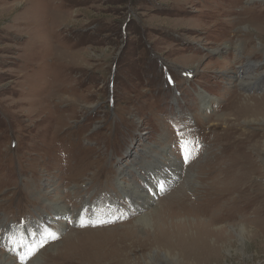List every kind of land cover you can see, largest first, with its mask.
I'll return each mask as SVG.
<instances>
[{
    "label": "rangeland",
    "instance_id": "374dc122",
    "mask_svg": "<svg viewBox=\"0 0 264 264\" xmlns=\"http://www.w3.org/2000/svg\"><path fill=\"white\" fill-rule=\"evenodd\" d=\"M263 57L264 0H0V255L144 264L189 227L200 264H264Z\"/></svg>",
    "mask_w": 264,
    "mask_h": 264
},
{
    "label": "bare ground",
    "instance_id": "6f19581e",
    "mask_svg": "<svg viewBox=\"0 0 264 264\" xmlns=\"http://www.w3.org/2000/svg\"><path fill=\"white\" fill-rule=\"evenodd\" d=\"M255 57H257V56L255 55ZM253 59H254V57H253ZM251 63H253V61H250V62L246 63L245 64V68H241L243 70L240 69L241 71H239L238 75H236V77H235L239 87L241 89H244L245 91H249V92H250V90L256 88L259 83L261 84L263 82V77H264V67H263L264 57H263V59L261 61L255 62V63H258V64L251 65ZM247 66L250 67V68L247 69L246 68ZM251 99H252V97L245 96V95L240 96V98H239V95L235 94V95H233V100L232 101L234 102V104H236V103L242 104V103H246V102L248 103V100H251ZM262 109H264V107H261L259 110H262ZM257 111L258 110H256L255 108H254V110H249L247 108V109H245V111L243 113H244V115L248 116V115H251V114L253 115ZM243 123L249 124L250 121L244 120ZM160 156L164 157L162 154ZM155 158H156V156H154V159ZM170 161H171V159H170ZM228 167L230 168L231 166H228ZM227 169H228L227 167H224V169H221V170L224 171V170H227ZM211 172L212 171L208 170V172H207L208 175L207 176H209ZM228 172H230V171H227V173ZM207 180L208 179L205 180L206 185L210 186V187L206 188V193L208 192L207 193V197H209L211 195L210 191L213 188V184H207ZM133 185H134V183L131 186H130V184H127V186L125 188L128 196H134V194L138 192L137 189H134ZM224 188H227L225 184H224ZM219 189H220V191H217V192H220L225 197V195L227 194V191L226 190H222L221 187H219ZM221 191H223V192H221ZM143 195H144L143 193L138 192V196L139 197H143ZM207 199L208 200H207V204L206 205L210 206V202H211L210 199H212V198H210V199L207 198ZM53 202H55L57 204L56 201H53ZM145 204H146V202H143V205H145ZM204 209H206V208H204ZM206 210H208V209H206ZM153 211H156V209H154ZM140 216H139L140 218L139 217L138 218L141 221V223L144 224V226H146L147 224H150L151 220H150V218H148L149 217L148 214L143 213V214H140ZM129 228H132V226H130ZM187 228H189V227H186V229H184L183 232H180V236H177L176 234H173V233H170V232L161 233V235L159 236V234L156 235L157 230H153L152 232L148 231L147 232L148 240L146 239L145 242H141L142 250L143 251L148 250V252L146 253V255L143 256V259H142L144 264H152L154 262V258L159 256L160 254H162V255L164 254L163 256H165V255L166 256H168V255L172 256V255H174L175 252H177L179 254L178 264H200L202 261H205L207 259L212 258L215 255V250L212 247H210V246L205 244V241H204V238H203L205 236L202 235L199 238L198 236L196 237L193 234L190 235L189 234L190 230H188ZM244 231H245V228H241L239 233H242ZM184 232H185V234H183ZM149 235H154V236L149 237ZM152 237H153V239H152ZM243 237H242V239H243ZM197 242H198V246L196 245ZM195 247H198V248H195ZM153 249H155V250L152 251ZM195 251H197V253H196L197 256H195V254H194L195 257H192V253L195 252ZM0 252H1V250H0ZM93 252H95V251H93ZM95 255H96V253H95ZM107 255H109V253ZM69 258H70L69 259V263L70 264H80L78 262V261H80V258L78 256L74 257V255H72V256L69 255ZM97 258L95 257V259H97ZM112 258L116 259V264H135L136 262H138L136 260V258H134L135 261L134 260L127 261L126 259L121 258L119 255H115ZM44 263H46V262H44ZM44 263L40 259H36L35 263H29V264H44ZM66 263H68V262H66ZM0 264H22V263L20 261H18L17 259L12 258L11 256H5V255L2 254V255H0ZM46 264H48V263H46ZM102 264H109V263L104 261V262H102Z\"/></svg>",
    "mask_w": 264,
    "mask_h": 264
},
{
    "label": "snow or ice",
    "instance_id": "6c2138e0",
    "mask_svg": "<svg viewBox=\"0 0 264 264\" xmlns=\"http://www.w3.org/2000/svg\"><path fill=\"white\" fill-rule=\"evenodd\" d=\"M190 156V153H188V155L185 156V160L187 161L188 157Z\"/></svg>",
    "mask_w": 264,
    "mask_h": 264
}]
</instances>
